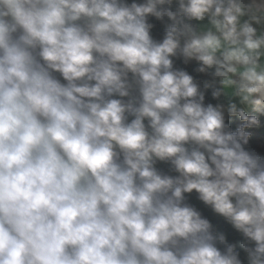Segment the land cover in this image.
<instances>
[{
	"label": "clouds",
	"instance_id": "clouds-1",
	"mask_svg": "<svg viewBox=\"0 0 264 264\" xmlns=\"http://www.w3.org/2000/svg\"><path fill=\"white\" fill-rule=\"evenodd\" d=\"M0 264H264V0H0Z\"/></svg>",
	"mask_w": 264,
	"mask_h": 264
}]
</instances>
